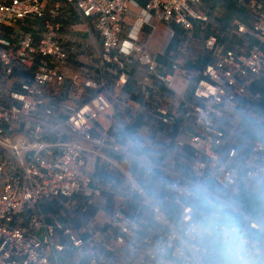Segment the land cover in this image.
<instances>
[{
    "label": "built area",
    "instance_id": "obj_1",
    "mask_svg": "<svg viewBox=\"0 0 264 264\" xmlns=\"http://www.w3.org/2000/svg\"><path fill=\"white\" fill-rule=\"evenodd\" d=\"M202 3L0 0V264H220L201 235L208 209L192 199L194 186L231 206V223L244 239L236 264H264V199L248 210L238 188L264 190V111L250 101L251 85L264 76V0H249L248 20L230 32L251 43L236 48L209 35V60L198 74L177 62L160 66L142 40L146 27L175 24L190 33L195 23L209 22ZM65 4L91 25L99 52L80 56L79 48L67 46ZM130 8L138 14L125 36ZM71 60L98 62L106 74L80 71L69 81ZM135 62L147 68L146 82L167 90H176L179 77L192 83L181 102L185 122L196 129L187 142L193 160L187 175L165 172L171 179L159 197L102 153L108 148L130 157L146 176L159 168L132 156L115 137L111 110L121 102L115 92L130 82ZM156 113L163 124L176 123L168 108ZM102 117L107 127L98 125ZM97 157L114 163L130 187L107 225L82 233L49 207L64 209L75 196L102 197L87 170ZM248 181L257 185L247 187Z\"/></svg>",
    "mask_w": 264,
    "mask_h": 264
},
{
    "label": "crops",
    "instance_id": "obj_2",
    "mask_svg": "<svg viewBox=\"0 0 264 264\" xmlns=\"http://www.w3.org/2000/svg\"><path fill=\"white\" fill-rule=\"evenodd\" d=\"M138 1L142 5L144 4V0ZM63 13L65 16L63 39L66 40L67 46H75L79 48L80 56L87 53L95 54L99 52L101 49L99 37L94 32L88 21L77 15L74 9L68 4L64 5ZM137 14L138 11L135 8H130L129 14L125 19L123 31L125 36L134 23ZM246 20H248V17L244 21ZM161 27H164L166 32L164 34V41L160 50L157 51L155 55H153L150 51V41L154 33H156V31ZM178 29L182 30V28L178 25H167L164 23L157 25L156 29L146 27L142 34V40L148 43L150 54L160 66L170 67L172 62H177L181 67L194 72V74H197V72L201 71L202 67L198 69L196 64H193V66L190 67V65H182L180 62V58L186 54L188 48L187 43L193 44L196 41L193 31L188 33L183 29L187 42L185 43L183 39L181 40L180 46H178L176 49L168 51V48ZM171 31L174 32V36H171ZM231 37H237L236 39L234 38L235 43L232 45L236 48H243L251 43L249 38H241L237 35H233ZM192 51H197V54L200 58L204 56L206 54L205 42L203 48L199 51L196 50V48L194 50H192V47L189 48V52L194 55ZM206 56L208 57L207 54ZM186 58H191V55L188 56L187 54ZM76 60H78V58H76ZM97 65H99L98 62L93 66H86L80 62L71 60L69 68L67 69V78L70 81V77L74 73H80V71L95 78L105 75L106 70H102L101 67ZM147 75V68L141 65L139 62H135L131 69L130 82L122 90H116L115 92L116 96L120 98L121 102L114 104V108L111 110V113L115 114L114 122L118 127V133L115 135L117 141L127 145L124 139L125 133H131L139 137V146L130 149V153L132 156L139 159H151L159 166V168L153 175H143L142 177L139 171L140 168L137 167L136 170H132L131 164L133 163L131 161L133 159L130 157L116 154L108 148L103 149L102 153L113 160V162L119 164L122 169H129L127 171H130L131 169V171H134L137 177H140L141 180H144L143 186L146 188V190L151 195L159 197L168 189L169 181L171 179L164 176L165 172H172V167H174V172H176V174L187 175L189 173L190 163L193 160V150L187 145V142L189 141L191 134H193L196 129L191 123L185 122L183 118L184 106L181 102V96H187L190 93L192 83L186 82L183 77H179L176 80V90L170 91L160 84H155L154 81L146 82L145 79ZM160 106H164L169 109L170 114L176 117V123L172 125H166L159 120L156 109ZM98 125L107 127L105 117L100 118ZM179 142L186 143V145L180 146L178 144ZM108 164H112L114 167H116L114 163L109 162L101 157H97L95 160L90 161L87 170L90 173L92 179L95 175L100 178L98 175L100 170L110 174L111 172L107 167ZM177 166L180 167L179 171L176 170ZM118 171L121 170L119 169ZM112 177L114 180L115 176L112 175ZM147 177H150L151 179L147 180ZM113 184H115V182L112 184L108 183V187L107 185L103 184L101 186H97V188L102 190V196L105 193H108V195L112 196V194L115 195L114 190L111 188ZM79 198L86 199L88 197L80 196L78 199L71 198L66 200V208H58L56 212L61 214L62 219L67 224L73 225L77 229L81 230V232H86L88 230L93 231L107 225L108 223H106V221H110L113 212L123 203V197L118 196V203L113 208L112 212H110V217H104L101 222H95L94 219L97 217V214L93 219L92 228L88 229V226L85 225L83 219L81 221H77L73 215H70L71 211L77 210L81 205ZM89 200L93 201L94 199L91 198ZM69 219L72 220V222H68L67 220Z\"/></svg>",
    "mask_w": 264,
    "mask_h": 264
},
{
    "label": "rangeland",
    "instance_id": "obj_3",
    "mask_svg": "<svg viewBox=\"0 0 264 264\" xmlns=\"http://www.w3.org/2000/svg\"><path fill=\"white\" fill-rule=\"evenodd\" d=\"M219 1V2H218ZM224 0H205L206 4L211 8L213 14V18L217 20L218 26L219 27H224V26H228L229 24L232 25L233 22L240 21V19L244 16L245 14V8L242 7L241 11L237 10V6L234 5L232 2L233 0H226L228 2V4L226 5H222L220 2H222ZM249 1V0H248ZM241 12H243V14H241ZM247 14H248V9H247ZM246 14V15H247ZM246 22V21H245ZM231 29V28H230ZM165 29L164 27L160 28L159 30L156 31V33H154L153 37L151 38L150 41V51L153 55H155L157 53V51L160 50L163 41H164V34H165ZM194 36H197L196 41L191 44V43H187V51L186 54L184 56H182V58H180V62L182 65H190V67L193 66V64H198V59L200 58L199 55L196 52H193L194 55L189 52V48L192 47V50H194L196 48V50H200L203 48L204 45V40L203 38H200L201 36L197 33V31L194 33ZM236 39V38H235ZM234 39V41H235ZM185 43L186 38H184ZM188 54V56L191 55V58L187 59L186 55ZM251 93V92H250ZM262 94L261 91L258 90L257 93V98H261ZM256 98V97H255ZM258 107V106H257ZM260 110L261 108L258 107ZM133 164H131L132 166V170H136V168L138 167V163L135 160L131 161ZM135 162V163H134ZM109 171L111 172L109 175H113L115 176L114 180H106V179H102V178H98L97 175L93 176V186L97 187V186H101L103 184L107 185L108 187V183H113L115 182V184L112 185V190H114L115 195L112 194L108 195V193L103 194L102 198H96L93 201L90 202L91 205L97 207V211L95 212V214H90L87 213L85 214L84 211L81 209V207L79 206V208L75 211H71L70 215H73L75 217V219H77V221H81L83 219V221L85 222V225H87L86 227L88 229L92 228L93 225V219L95 218V216L97 215V217L94 219L95 222H101L104 217H110V212H112L113 208L117 205L118 203V199L117 197H121L123 192L125 190H128L130 185L129 182L127 180V178L125 177V175L123 174L122 171H118L119 168L114 167L112 164H108L107 165ZM129 170V169H127ZM177 171L180 170V167L177 166L176 168ZM131 171V169H130ZM142 177L144 174V172L140 169L139 170ZM175 169L174 167H172V173H176L174 172ZM122 172V173H121ZM134 172V171H133ZM135 173V172H134ZM151 179L150 177H147V180ZM138 182L142 185L144 180H141L140 177H138ZM247 187H252V186H256L257 184L252 183V182H247L246 183ZM253 190L255 193L260 194L262 196V202L264 199V190L262 189H255V188H248ZM116 196V197H114ZM137 198V197H135ZM91 199V198H89ZM81 202V201H80ZM108 221H106V223H108ZM77 258H73L71 261H76Z\"/></svg>",
    "mask_w": 264,
    "mask_h": 264
},
{
    "label": "clouds",
    "instance_id": "obj_4",
    "mask_svg": "<svg viewBox=\"0 0 264 264\" xmlns=\"http://www.w3.org/2000/svg\"><path fill=\"white\" fill-rule=\"evenodd\" d=\"M124 139L129 149L139 146V137L125 133ZM190 195L201 201L208 209L202 221L201 235L213 246L220 257V264H236L235 257L244 243L243 233L238 225L231 223V206L209 195L205 188L194 186Z\"/></svg>",
    "mask_w": 264,
    "mask_h": 264
},
{
    "label": "trees",
    "instance_id": "obj_5",
    "mask_svg": "<svg viewBox=\"0 0 264 264\" xmlns=\"http://www.w3.org/2000/svg\"><path fill=\"white\" fill-rule=\"evenodd\" d=\"M220 3L222 5L228 4V2L226 0H224ZM232 3L237 6L238 11H241L242 7L245 8V14L240 19V21H244L245 19H247V17L249 16V11L247 14V8L249 9V5H248L247 0H245L243 3H238L236 0H233ZM202 10L209 16V22H207V23H203V22L195 23V27H194L193 32L195 33L197 31V33L201 36L200 38H203L204 42H205V39L209 35H216L221 41L227 42V43H229V45H233L235 43L234 38H237V37H231L230 32L234 29L237 22H240V21L236 20L235 22H233L232 25L229 24L228 26L219 27L217 20L214 19L212 16L213 12H212L211 8L206 4L205 0H203V3H202ZM241 14H243V12H241ZM195 37L197 38V36H195ZM184 38H185L184 30L178 29V31L175 33L174 39L172 40V42L168 48V51H170L172 49H176L178 46H180L181 40H183ZM208 59L209 58L205 54L204 56H202L200 58L196 67L198 69H200V67L203 68V66L208 62ZM198 73L199 72H197V74ZM250 90H251V93L253 94V97L250 99L251 103L257 105L258 107L261 108L262 111H264V76H263V78H261L260 81L252 84ZM258 90L261 91V94H262L261 98H257ZM99 172L100 173L98 175L100 178L106 179V180H111V181L113 180L112 175H109L107 172H105L103 170H100ZM92 182H93V179H92ZM238 188H239L240 199L245 202V205H246L248 210H254L255 206L259 207L262 204V196L260 194L255 193L251 189H244V188H242L241 185L238 186ZM78 197H80V196H75L73 198L78 199ZM79 202L81 204L80 207L82 206L81 209L84 211L85 214L90 213V214L94 215L95 212L97 211V207L90 204L91 201L89 200V198H86V199H80L79 198ZM49 209L52 211L55 209V211H57V209L54 208V206H50ZM67 221L72 222V220H70V219ZM87 232H90V230H88L86 232L82 231V233H87Z\"/></svg>",
    "mask_w": 264,
    "mask_h": 264
},
{
    "label": "bare ground",
    "instance_id": "obj_6",
    "mask_svg": "<svg viewBox=\"0 0 264 264\" xmlns=\"http://www.w3.org/2000/svg\"><path fill=\"white\" fill-rule=\"evenodd\" d=\"M119 165V164H118Z\"/></svg>",
    "mask_w": 264,
    "mask_h": 264
}]
</instances>
